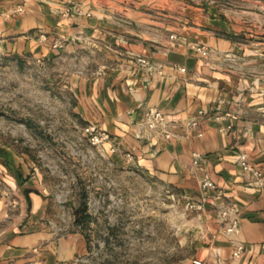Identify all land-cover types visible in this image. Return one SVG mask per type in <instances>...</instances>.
<instances>
[{"label": "crops", "instance_id": "obj_1", "mask_svg": "<svg viewBox=\"0 0 264 264\" xmlns=\"http://www.w3.org/2000/svg\"><path fill=\"white\" fill-rule=\"evenodd\" d=\"M0 51L101 57L74 88L89 124L109 136L103 146L192 202L204 175L216 186L180 264H264V190L245 184L237 162L244 153L264 174V0H0ZM148 108L171 124L169 140L140 129ZM10 168L0 164V264H66L85 254L84 236L54 219L31 166ZM223 207L237 213V234L223 233ZM234 244L244 247L238 258Z\"/></svg>", "mask_w": 264, "mask_h": 264}, {"label": "rangeland", "instance_id": "obj_2", "mask_svg": "<svg viewBox=\"0 0 264 264\" xmlns=\"http://www.w3.org/2000/svg\"><path fill=\"white\" fill-rule=\"evenodd\" d=\"M100 58L0 51V164L28 163L50 195L54 219L84 236L86 253L66 264H180L194 251L200 211L85 133L90 124L74 84Z\"/></svg>", "mask_w": 264, "mask_h": 264}, {"label": "built area", "instance_id": "obj_3", "mask_svg": "<svg viewBox=\"0 0 264 264\" xmlns=\"http://www.w3.org/2000/svg\"><path fill=\"white\" fill-rule=\"evenodd\" d=\"M19 9L17 13H20ZM60 43H55L54 48L59 47ZM196 52L199 53L202 57L208 55V51L203 47H196ZM137 62L145 66L147 63L145 59H138ZM201 114V113H199ZM195 123H191L190 126H194ZM140 129L143 131H148L152 133H158L162 135L166 140H169L172 137L171 134V124L167 121L163 113L157 108H148L145 110L142 120L139 122ZM85 133L90 137V140L93 145H103L109 141V136L98 129L95 125H89L85 129ZM200 136V135H199ZM137 138H142L141 134L136 135ZM125 158L130 161L132 156L127 154ZM198 155H194V163L198 161ZM238 166L244 178V182L247 186L264 190V174L257 169L248 159L247 155L241 153L238 156ZM200 190L202 192V197L199 201H193L190 203V208L194 211H201L203 209V204L206 201L208 194L210 192L216 191L215 184L206 176L200 180ZM219 222L223 227V233L225 236H230L237 234L239 230V221L238 215L233 208L223 207L219 210ZM244 247L241 244H234L232 246V257L238 258L243 252ZM193 264H200L199 262H194Z\"/></svg>", "mask_w": 264, "mask_h": 264}, {"label": "trees", "instance_id": "obj_4", "mask_svg": "<svg viewBox=\"0 0 264 264\" xmlns=\"http://www.w3.org/2000/svg\"><path fill=\"white\" fill-rule=\"evenodd\" d=\"M88 216L86 215L85 218L82 219V222H86V220H88Z\"/></svg>", "mask_w": 264, "mask_h": 264}]
</instances>
